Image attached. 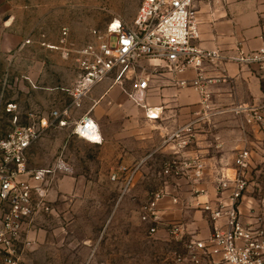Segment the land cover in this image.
<instances>
[{
	"label": "built area",
	"instance_id": "2783aa9c",
	"mask_svg": "<svg viewBox=\"0 0 264 264\" xmlns=\"http://www.w3.org/2000/svg\"><path fill=\"white\" fill-rule=\"evenodd\" d=\"M195 1L142 0L131 24L115 19L108 24L106 36L63 50L64 57L73 54L78 74L64 88L68 102L62 108L24 112L17 101L6 100L4 93L0 94V264H21L36 220L53 211L51 193L55 183L73 170L63 153L51 165L33 167L29 149L49 128L67 126L97 84L108 78L122 84L128 80L132 84L128 96L144 105L153 76L168 75L174 86L195 88L207 103L209 85L226 80L228 64L264 71V45L253 50L239 47L233 53L200 46ZM62 34L64 43L68 28L64 27ZM25 43H30V39ZM188 71L194 72L191 80L183 78ZM8 76L7 72L4 84L9 82ZM144 107L148 119L160 117V109ZM232 111L264 134V101L239 104ZM219 112L222 110L210 109L165 137L164 142L172 144L175 156L165 161L162 174L188 177L192 170L195 203L213 222L206 236L190 232L180 221L164 224L182 250L174 253L173 264H264V219L257 216L253 222L245 223L240 210L249 186L251 150L240 149L231 170L219 169L214 178V198H210L208 189L200 187L205 181V165L200 158L181 156L193 143L197 125L209 123ZM23 117L26 123L21 122ZM73 134L95 144L103 142L100 126L90 111L75 121ZM137 171L136 165L121 164L110 180L119 183L125 193L134 183ZM167 195L165 188L154 190L143 208L142 219L152 223L151 234L162 225L157 207ZM201 195L207 199L198 200Z\"/></svg>",
	"mask_w": 264,
	"mask_h": 264
},
{
	"label": "crops",
	"instance_id": "0c3cea01",
	"mask_svg": "<svg viewBox=\"0 0 264 264\" xmlns=\"http://www.w3.org/2000/svg\"><path fill=\"white\" fill-rule=\"evenodd\" d=\"M195 6L201 47L233 53L239 47L253 50L264 45V0H196ZM51 10L49 3L43 0H0V63L4 64L1 68L8 72L10 82L26 83L27 90L34 89L41 79L51 78L48 64L50 59L57 57L55 54L77 69L73 54L70 57L62 55L63 50L72 47L58 42L48 45L43 39L48 34L50 20L56 16ZM64 27L68 28V43L73 25L66 22ZM27 39L30 43H25ZM226 76V80L209 85L207 103L195 88L174 86L168 75L153 76L143 103L148 108L160 109L157 120L148 119L144 105L128 96L132 88L130 81L122 84L108 78L97 84L75 112L79 118L90 111L100 126L103 142L95 144L79 138L73 147L66 145L64 155L73 170L58 180L108 181L119 165H136L138 171L133 192L142 193L143 187L151 182L153 191L165 188L168 192L157 207L162 220L159 228L167 231L164 224L180 221L190 232L206 236L211 232L213 222L195 203L193 171L188 177L179 178L162 174L165 161L175 156L172 144L164 141L168 133L202 113L210 109L222 110L209 123L203 121L197 125L193 143L181 152V156L200 158L205 165V181L200 187L208 189L210 198H214V178L219 169L231 170L238 151L250 149L249 186L240 210L245 223L253 222L257 216L264 219V134L255 126H247L248 132L244 133L232 122V118L239 117L232 111L236 105L264 101V71L228 64ZM193 77V71L183 75L188 80ZM67 99H54L53 103L46 100L43 109L32 103L28 110L49 112L52 108L64 107ZM67 126L54 128L64 130ZM83 147L89 148L90 152L81 151ZM29 155H33L31 148ZM85 159L89 160L90 166L83 164ZM206 199L204 195L198 197L200 201Z\"/></svg>",
	"mask_w": 264,
	"mask_h": 264
},
{
	"label": "rangeland",
	"instance_id": "374dc122",
	"mask_svg": "<svg viewBox=\"0 0 264 264\" xmlns=\"http://www.w3.org/2000/svg\"><path fill=\"white\" fill-rule=\"evenodd\" d=\"M43 1L49 3L51 11L56 13L48 24V34L43 38L45 43L58 42L72 48L83 46L96 37L106 36L108 24L115 19L131 24L142 2ZM66 22L73 25L68 43L65 40L67 44L61 43L62 27ZM55 55L57 57L50 59L48 64L51 78L41 79L30 90L26 89V83L14 84L9 81L4 84L7 71L1 68L4 64L0 63V94L4 93L6 100L18 101L24 112L29 111L32 103L43 109L46 100L65 101L64 88L75 80L73 76H76L77 69L74 65H68L61 55ZM38 56L41 57V54ZM71 117L67 128L58 130L52 127L33 143V155H29L33 167L53 164L60 153L65 154L66 145L73 147L80 141L73 134L78 114L74 112ZM21 122L26 123L27 119L23 117ZM232 122L244 133L248 132L247 126H251L240 116L232 118ZM81 151L88 154L90 149L83 147ZM82 162L90 166L89 160ZM134 183L123 193L120 184L112 180H57L51 193L53 211L36 220L21 264H173L174 253L182 251L181 246L162 228L151 234L149 229L152 223L142 219L143 208L153 192L152 182L143 187L142 193L131 190L136 189Z\"/></svg>",
	"mask_w": 264,
	"mask_h": 264
}]
</instances>
